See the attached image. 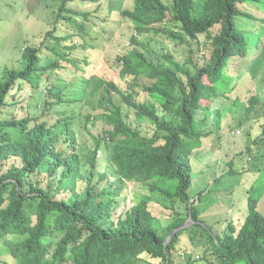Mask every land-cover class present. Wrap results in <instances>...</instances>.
Listing matches in <instances>:
<instances>
[{
  "label": "trees",
  "instance_id": "obj_1",
  "mask_svg": "<svg viewBox=\"0 0 264 264\" xmlns=\"http://www.w3.org/2000/svg\"><path fill=\"white\" fill-rule=\"evenodd\" d=\"M68 1L73 0H63L60 12L85 18L92 15L66 6ZM196 1L203 2L199 15H194ZM60 12L59 18L77 27ZM262 13L264 0H133L131 9L121 10L120 16L132 23L135 33L165 34L175 43L185 44L189 54L183 61L162 55L166 65L148 61L137 48L118 58L120 77L129 82L120 91L113 81H96L92 93L105 103L102 121L106 128L92 135L94 145L83 158L84 163L69 122L79 115L42 119L32 115L28 101L35 93L41 94L38 83H33L37 72H41L49 82L55 76L44 88L45 107L72 104L64 94L69 84L60 87L65 81L54 71L66 70L62 60L75 68L88 65V54L81 53L82 58L72 55L80 52L74 42L87 45L83 27L78 26V34L59 32L55 19L46 35L64 52L47 47L58 58L45 65H40L37 47L27 45L22 50V67L7 70L0 80V242L16 264H136L140 260L174 264L173 252L178 246L183 249V262L192 264L186 239L182 238L185 233L190 244L194 243L195 233L206 236L202 255L206 264H264V214L258 207L264 193V151H253L262 136L255 137L252 147L244 152L247 167L238 173L254 177L241 197L243 210L241 206L235 208L222 235L201 219L188 193L193 149L207 134L204 127L211 115L216 125L220 124L219 111L213 114L211 110L212 99L232 89L234 78L226 72L230 61L235 57L244 59L255 47L259 52L251 70L264 62ZM163 24L178 30H165ZM202 34V44L208 45V59L198 65L191 54L200 49ZM130 43L140 44L136 37H131ZM25 85L30 89L24 91ZM137 87L157 102L160 112L153 102L135 99ZM113 94H119L120 102ZM256 103L258 100L251 97L248 108L254 109ZM121 104L133 110L138 123L148 121L153 125V134L147 136L129 123ZM65 113L63 109L60 115ZM90 116L87 114L85 120L89 121ZM63 118L69 120L62 131H57ZM101 149L121 182L144 184L147 190L115 220L122 188L118 179L103 183L106 174L96 171L97 152ZM10 158H18L19 163L4 168ZM251 162L255 165L250 166ZM44 164L49 179L42 186L32 177ZM227 172L235 173L231 168ZM78 180L83 184L81 193L76 188ZM154 196L185 204L186 215L179 214L162 226L149 209ZM10 235L12 239H8ZM0 264L7 263L0 259Z\"/></svg>",
  "mask_w": 264,
  "mask_h": 264
},
{
  "label": "rangeland",
  "instance_id": "obj_2",
  "mask_svg": "<svg viewBox=\"0 0 264 264\" xmlns=\"http://www.w3.org/2000/svg\"><path fill=\"white\" fill-rule=\"evenodd\" d=\"M62 2L63 0H0V80L3 79L7 70L22 67L21 52L27 45L39 49L40 65H45L58 58L52 52V48L64 52L62 48L54 44V40L49 38V35H46L54 27L55 19L57 20V31L63 33L78 34L80 31L78 26L81 25L84 30L82 32L84 40L87 41L86 48L84 49L85 46L82 47L80 42H74L80 52H71H77L72 55L78 58H82L81 53L88 54V65L82 69L75 68L69 66V62L62 60L66 70H61L60 73L54 71L65 81L61 83L60 87L69 84L67 90H64V94L72 104L63 103L52 106V109L45 107L43 104L44 88L55 80V76L53 75L51 82H49L46 80L45 74L41 72H37L36 79L33 80V83H38L40 87L38 90L41 94L35 93L28 101L31 104L29 107L32 115L42 119H57V117L71 113L79 115L73 122H69L75 132L77 151L83 159L94 145L93 136L100 134L106 128L102 121L105 103L99 95L92 93L96 81H113L118 85L120 91H124L128 85L129 81L120 77L121 63H119L118 58L132 48H137L148 61L166 65L167 61L162 55L168 54L178 61H183L189 52L185 44L175 43L165 34L135 33L132 23L119 14L121 10L131 9L133 0H100L98 2L73 0L66 3V6L75 10L91 12L92 15L87 18L83 15L70 14L69 16L65 12H60ZM202 7L203 2L196 1L194 15H199ZM95 10L97 12H94ZM59 12L60 15L69 16V19L77 23V27L59 18L57 16ZM261 15L264 17V13ZM161 27L168 31L178 30V27H172L171 24H163ZM212 31L215 32L216 28H213ZM131 37H136L140 44L138 46L131 44ZM204 39V34L199 36L201 44L198 46L200 49L191 54V58L198 65H202L208 59V48L206 47L208 45L202 44ZM262 40L263 38H261V42ZM47 47L51 49H47ZM258 52L259 48L253 47L244 59L235 57L230 61L226 72L234 78V82L231 84L232 89L229 92H224V95L213 98L210 105L213 114L216 110L219 111L220 124L216 125L213 115L209 117L207 125L204 127V132L207 134L202 137L199 147L193 149L194 153L190 157L193 170L192 183L188 191L190 202H194L201 219L209 223L221 235L226 220L234 217L235 208L241 206L243 210L241 197H244L242 195H245L246 189L254 177L250 174L238 173L247 167V152L244 153L246 148L252 147V140L255 137L262 136V139L254 146L253 151L256 153L264 151V62L251 70L253 59ZM29 89L28 85L24 86V91ZM140 90L141 87L136 88L135 99L153 102L160 112L161 108L157 102ZM113 95L120 102L119 94ZM251 97L258 100L254 109L248 108ZM77 98L80 101L73 103L74 99ZM121 108L124 115L128 116L127 121L129 123L138 127L147 136L153 134V125L148 121L138 123L132 109L127 108L124 104H121ZM63 109L66 110V113L60 115ZM87 114L91 115L89 121L85 120ZM166 117L169 118V116ZM68 120V118H63L58 124L57 131H62ZM106 157L107 153L102 149L97 152L98 165L96 171L99 174H106L107 179L103 180V183L118 179L117 181L122 188L115 207L113 217L115 220L118 215L124 214L131 207L136 200L135 198L147 193V190L144 184L121 182ZM18 161V158H10L5 163L4 168L13 163H19ZM84 162L85 159L82 160V163ZM248 164L252 166L254 163ZM229 168L233 169L235 173L228 174ZM85 169L86 165L83 164L81 169L83 173ZM259 174L260 172L257 176ZM97 177L95 176V179ZM35 179L41 181V185L45 186L49 179L46 164L42 165L38 172L33 175L32 180ZM76 188L81 193L83 188L81 180H78ZM259 191L262 193V189ZM200 193H202L201 198L198 200ZM153 199L149 204V209L162 226L170 223L179 214L184 216L187 213L185 204L179 201L168 200L161 196H154ZM258 207L264 214V193ZM185 234L187 235V233ZM186 235L182 238L186 239L185 246H187V251L191 253L192 264H206L205 260L202 259L204 244L207 243L206 236L195 233L194 243L190 244L188 235ZM9 238L12 239L13 236L10 235ZM5 249L3 243L0 242V254H2L0 259L7 264H16ZM182 251L183 249L178 246V249L173 252L174 264H186L182 260V255L180 256ZM152 263L158 264V261L152 260ZM136 264L148 263L147 260H140Z\"/></svg>",
  "mask_w": 264,
  "mask_h": 264
}]
</instances>
